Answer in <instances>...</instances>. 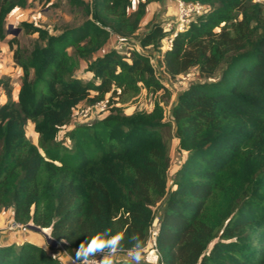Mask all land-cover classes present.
I'll return each mask as SVG.
<instances>
[{
	"label": "trees",
	"instance_id": "1",
	"mask_svg": "<svg viewBox=\"0 0 264 264\" xmlns=\"http://www.w3.org/2000/svg\"><path fill=\"white\" fill-rule=\"evenodd\" d=\"M183 1L205 9L163 52L171 31L154 21L137 38L140 49L93 57L110 35H136L148 0L134 9L132 0H70L85 14L79 23L50 33L21 21L37 35L32 46L7 39L21 76L16 96L9 79L0 78V211L47 231L55 245L0 244V264H63L59 246L76 260L82 241L118 231L124 236L118 259L140 240V264H151L143 253L152 227L163 264H264V3ZM27 3L0 0V40L7 15ZM154 57L169 77L197 72L176 94L168 119L155 102L150 111L113 107L101 118L71 123L81 102L108 92L144 87L168 94ZM82 63L91 73L84 80L77 73ZM28 123L36 143L26 137ZM172 125L181 161L168 186L165 132Z\"/></svg>",
	"mask_w": 264,
	"mask_h": 264
},
{
	"label": "rangeland",
	"instance_id": "2",
	"mask_svg": "<svg viewBox=\"0 0 264 264\" xmlns=\"http://www.w3.org/2000/svg\"><path fill=\"white\" fill-rule=\"evenodd\" d=\"M133 1V9L136 6L137 0ZM263 2L264 0H254ZM205 7H202L200 13L204 11ZM198 13V14H200ZM195 14V15H198ZM83 9L74 5L70 0H28V3L23 8L13 9L6 17V39L0 40V78H8L9 84L12 87V94L16 96L19 79L21 76V70L14 65L12 59V48L7 43V39L15 36L19 43L26 47H31L35 42L37 35L35 33H26L25 30L19 25L21 21H26L32 23L35 26L46 28L50 33L57 32L63 26L74 25L79 23L84 17ZM193 15L192 18L195 16ZM191 18V19H192ZM190 19V20H191ZM160 22L165 30L173 32L177 23V15L175 9V0H148L145 8V15L143 16L140 28L138 29L135 36L131 37H121L116 35H110L108 41L100 48L93 57L101 56L103 53L108 51L111 48L117 49L121 53L126 52L129 47H135L140 49L138 44V37L144 31L147 30L151 22ZM186 26L183 27V29ZM170 32V33H171ZM161 45L165 48L164 41L161 42ZM150 52H153L150 48L147 49ZM161 55V54H159ZM152 64L156 67L157 75L161 78V83L164 88L169 91L165 93L163 89L156 92L147 91L144 87H141L138 93H121L120 90H117L115 93L108 92L106 95L110 99V105L105 111H94L88 118L82 119L79 117L77 111L75 110L72 113L71 123L88 121L92 119H98L106 115L111 108L117 107L120 108L124 113L129 114L134 110H147L150 111L155 102H159L163 106L164 115L166 119L169 118L170 107L172 102L175 100L176 94L181 91L183 88L187 87L188 84L197 79V72L194 68H191L186 73L179 74L175 77H169L163 73L155 57L152 59ZM84 63H82L81 69L77 71L80 75V78L88 79L91 77V73L87 70H84ZM0 99L3 101L5 96L2 94ZM88 105L87 102H81L79 107H84ZM71 124H66L62 127L57 135V140L63 139V133L66 131ZM172 128L170 131L165 132L167 137L169 136V168L167 172L168 176V186L171 183L172 175L175 169L178 167L181 161V155L177 153L176 140L171 137ZM26 137L33 143L37 142V133L33 129V124L28 123L25 127ZM64 144L67 145L68 140H63ZM11 212L9 209L0 211V235L7 234L10 232L11 235L15 238H21L23 233H32L28 231L29 228H13L10 227ZM35 230H33L32 236L35 235ZM37 232V231H36ZM41 236L47 235V231L41 230L38 231ZM147 250L144 251L145 255ZM56 252L57 255L60 253ZM65 255L61 253V256ZM65 258L67 256L65 255ZM68 259V258H67ZM66 259V260H67ZM63 264H72L70 260H64Z\"/></svg>",
	"mask_w": 264,
	"mask_h": 264
},
{
	"label": "built area",
	"instance_id": "3",
	"mask_svg": "<svg viewBox=\"0 0 264 264\" xmlns=\"http://www.w3.org/2000/svg\"><path fill=\"white\" fill-rule=\"evenodd\" d=\"M202 7H203V5H201L198 2H186L183 0H175L177 23H176V26H175V29L173 30V32H171L168 36L164 37L163 41L165 43V48L164 47L162 48V52L165 49H168L170 47L171 41H172L174 35L177 33V31L183 30V27L187 25V23L190 21L192 16L201 12ZM159 57L161 59L162 54ZM152 59L153 58H151V60H150L151 63L153 62ZM159 68L163 73H165L163 65H160ZM109 105H110V100L106 96V97H104L100 100L94 101L93 103L88 104L84 107H79L76 111H77L79 117H81L82 119H85V118H88V116L91 115L94 111H98V112L105 111ZM13 228H16V229L17 228H26V226H24L21 223L14 221L13 219H10L9 229H13ZM155 234H156V229L154 227L150 228V237L148 240V247L146 249L147 251H146L145 255H143V258L146 262H149L151 264H163L162 262H159V259L157 258V256H159V255H158V252L155 248V239H154ZM59 247H60L61 253H64L65 255H67V258L70 260V262L72 264H77V260L70 257V255H68L66 253L64 248H62L61 246H59ZM150 255H153V257H150ZM101 258H102L101 254H98V255H96V257H94V259L97 261V264Z\"/></svg>",
	"mask_w": 264,
	"mask_h": 264
},
{
	"label": "clouds",
	"instance_id": "4",
	"mask_svg": "<svg viewBox=\"0 0 264 264\" xmlns=\"http://www.w3.org/2000/svg\"><path fill=\"white\" fill-rule=\"evenodd\" d=\"M123 240L124 236L120 231L106 238H101L98 234H93L78 246L76 251L77 264H97L94 257L98 253L102 256L98 264H140L143 242L138 240L133 243L130 255L125 260H120L118 259L119 255L117 253L121 250ZM157 258L159 259V256Z\"/></svg>",
	"mask_w": 264,
	"mask_h": 264
},
{
	"label": "crops",
	"instance_id": "5",
	"mask_svg": "<svg viewBox=\"0 0 264 264\" xmlns=\"http://www.w3.org/2000/svg\"><path fill=\"white\" fill-rule=\"evenodd\" d=\"M28 231H30V232H32L33 233V229H28ZM32 233H23L24 235H22V237L19 239H17V238H15V237H13V235H11L10 234V232H8L7 234H2V235H0V244H6V243H8V242H11V241H14V242H21V241H24V240H26V241H29V242H32V243H35V244H37V245H40V246H42L43 248H45V249H48L47 248V242H46V240H45V238H44V236H41L39 233H38V231L36 232H34L35 233V235H33L32 237L33 238H31L30 236H31V234ZM59 252V251H58ZM59 255V259H60V261L63 263L64 262V260L65 261H67L68 259L67 258H65V255H63V256H61V252L58 254ZM67 256V255H66ZM67 259V260H66Z\"/></svg>",
	"mask_w": 264,
	"mask_h": 264
},
{
	"label": "water",
	"instance_id": "6",
	"mask_svg": "<svg viewBox=\"0 0 264 264\" xmlns=\"http://www.w3.org/2000/svg\"><path fill=\"white\" fill-rule=\"evenodd\" d=\"M6 30H7V29H6ZM155 222H156V221H154V224H155ZM28 228L33 229V230H35V231H41V229H40L39 227L34 226V225H32V224H29V225H28ZM45 240H46L47 243H51L52 245H55V241H54V239L51 238L50 236L45 235Z\"/></svg>",
	"mask_w": 264,
	"mask_h": 264
},
{
	"label": "bare ground",
	"instance_id": "7",
	"mask_svg": "<svg viewBox=\"0 0 264 264\" xmlns=\"http://www.w3.org/2000/svg\"><path fill=\"white\" fill-rule=\"evenodd\" d=\"M150 257H153V255H150Z\"/></svg>",
	"mask_w": 264,
	"mask_h": 264
}]
</instances>
